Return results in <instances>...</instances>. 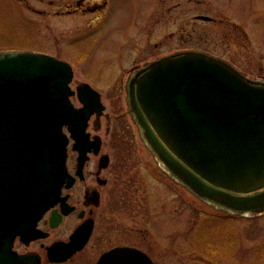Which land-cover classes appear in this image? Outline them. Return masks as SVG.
Returning <instances> with one entry per match:
<instances>
[{"label": "water", "instance_id": "95a60500", "mask_svg": "<svg viewBox=\"0 0 264 264\" xmlns=\"http://www.w3.org/2000/svg\"><path fill=\"white\" fill-rule=\"evenodd\" d=\"M72 77L71 65L53 55L0 50V200L21 208L32 234L59 200L63 182L70 186L73 181L63 127L79 152L78 173L86 153L87 118L104 108L99 93L85 82L76 88L83 106L74 107ZM128 86L131 109L147 141L176 180L228 211L264 212V81L220 58L185 50L148 63ZM90 230L82 225L68 242L49 246V260L67 259L85 244ZM15 232L23 237L27 229H15L11 236ZM8 238L6 229L0 264H40L37 253L12 251ZM130 262L153 264L128 247L105 252L95 264Z\"/></svg>", "mask_w": 264, "mask_h": 264}, {"label": "rangeland", "instance_id": "374dc122", "mask_svg": "<svg viewBox=\"0 0 264 264\" xmlns=\"http://www.w3.org/2000/svg\"><path fill=\"white\" fill-rule=\"evenodd\" d=\"M75 1L0 0V50L57 53L72 66L71 87L90 83L100 92L111 126L135 136L130 171L134 182L121 194L137 203L140 199L151 203L147 212L133 210L132 221L134 227L147 222L148 245L159 264H264V213L227 216L179 182L174 186L158 171L151 149L139 141L136 129L127 131L118 121L127 110V84L133 72L183 47L219 56L264 80V0H112L111 8L97 16L54 13ZM197 14L213 20L195 19ZM182 39L189 44L183 45ZM69 42L73 48H68ZM104 122L102 118L99 133L107 139ZM153 199L163 202L157 229L152 225ZM64 231L65 226L57 233ZM97 250L93 239L78 257L51 263L42 256L41 264H91Z\"/></svg>", "mask_w": 264, "mask_h": 264}, {"label": "flooded vegetation", "instance_id": "af4514ba", "mask_svg": "<svg viewBox=\"0 0 264 264\" xmlns=\"http://www.w3.org/2000/svg\"><path fill=\"white\" fill-rule=\"evenodd\" d=\"M114 1V0H113ZM112 0H76L75 4H67L64 9L55 11L59 15L71 16L75 14L96 13L97 15L105 14L111 8ZM203 14L194 15L195 19L203 21H212L213 18L208 16V19L202 18ZM183 45L189 44L186 40H181ZM157 44V42L155 43ZM68 48H73L74 45L69 42ZM192 46L180 48L177 51L191 49ZM45 52V51H42ZM175 51L170 52L175 53ZM50 53V52H46ZM59 58L57 53H50ZM84 54H79L83 56ZM137 70V69H136ZM135 70V71H136ZM79 83L75 84L77 87ZM93 87V86H92ZM97 90V89H95ZM98 91V90H97ZM99 92V91H98ZM100 93V92H99ZM127 110L120 113L119 122L124 123L125 129L131 131L134 127L139 141L144 143L147 148L149 144L143 134V130L138 124L136 115L132 112L130 106L129 89L126 92ZM101 99V95H100ZM102 100V99H101ZM71 101L76 106H81L78 100L77 93L71 95ZM105 106V105H104ZM105 110V108H104ZM97 114L95 111L90 114L86 126V153L82 161V165L77 173L78 166V150L73 149V138L70 136L66 127L65 132L68 134L69 140L67 145V169L70 176L73 178L72 184L66 187V181L63 183L60 191V197L63 198L49 208L36 224V228L41 232L37 236V232L33 235L30 231L28 223H23L21 218V208H12L5 205V198L0 200V240L3 238L5 230L8 229V240L11 241V250L17 254L37 253L42 256L45 261H49L47 257V248L59 241H69L71 234L81 225L85 228L91 225V232L85 245L73 252L66 260L69 261L85 251L89 243L94 239L97 245V255L93 258L91 264H95L100 256L117 247L134 248L139 252L149 257L153 264H159L152 254V246L148 245V227L147 222L140 226L133 225L132 211L147 212L149 209L147 199H140L137 203L136 199L125 197L121 194L122 188L127 187V190L132 189L133 171L132 169V144L136 142L135 136L129 137L119 133L117 126H111L112 117L107 112ZM127 113V114H126ZM126 115L129 121L126 122ZM102 118L104 119L105 135L104 139L100 130L102 128ZM127 123V124H126ZM151 154L156 163V168L161 175L171 184L176 186V177L166 169L162 161L151 150ZM131 174L132 176H129ZM156 202L152 210L155 213V223L152 225L155 229L160 227V220L163 219V202L158 199H153ZM149 205V206H148ZM62 208L66 209V213L62 212ZM13 219L14 222H10ZM8 220V224L6 223ZM147 220V219H146ZM52 221H56L55 226H52ZM151 224V223H150ZM65 226V231L57 233L61 227ZM18 229H27L26 234L22 237L19 232L11 236L12 231ZM157 231V230H156ZM161 238V237H160ZM162 242L161 239H158ZM170 247V246H169ZM176 251V249L174 250ZM3 260V255L0 254V261ZM51 262V263H62ZM130 264H138L130 262Z\"/></svg>", "mask_w": 264, "mask_h": 264}]
</instances>
